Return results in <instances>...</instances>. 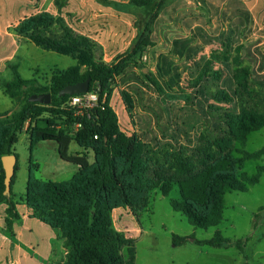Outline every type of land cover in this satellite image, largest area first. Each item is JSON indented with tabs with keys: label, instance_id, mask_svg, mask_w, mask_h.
Masks as SVG:
<instances>
[{
	"label": "trees",
	"instance_id": "16d2710c",
	"mask_svg": "<svg viewBox=\"0 0 264 264\" xmlns=\"http://www.w3.org/2000/svg\"><path fill=\"white\" fill-rule=\"evenodd\" d=\"M131 2L148 11L164 9V4L159 7L157 0ZM188 2L207 10L211 22L215 23L216 37L208 36L203 17L189 12H184L182 16L177 14L180 8L188 7ZM163 11L166 15L162 16L163 12L160 17L158 13L154 16L155 25L157 22L182 25L184 30L190 32V36L181 35L171 40L170 53L158 56L154 73L144 71V75L136 71L135 58L154 45L156 31L152 32L151 28L147 29L151 36L139 35L126 55L113 65L96 61L91 39L95 35L104 40L102 38L106 32L118 34L123 31L125 23L116 17L100 14L101 27L98 33L93 36L90 31L84 33L79 41L72 37L70 42L42 38L40 34L49 32L56 22L54 17L44 14L25 19L17 29L20 34L30 36L59 54L68 56L77 53V64L54 73L49 87L37 85L35 79H25L18 64H11L10 80L0 76V89L18 107L0 113V204L7 205L5 222L12 229L15 222L21 219L18 205H27L33 211L32 218L61 231L69 250L65 264H122L118 253L121 236L114 228L113 212L116 209H130L134 213L141 211L148 206L151 194L157 190L164 196H170L177 186L180 197L170 201L174 211L185 216L196 228H216L224 218L227 192H247L260 182L264 173V166H260L253 176L247 172L239 173L246 161L260 159L264 149L256 152L237 149L241 156H233L236 144L245 147L251 133L264 129V114L246 108L239 109L235 102L238 95L236 85L251 77V70L239 69L238 73H228L224 78L218 72L210 75L222 79L221 89L212 96L205 87L206 73L197 75L195 90L201 98L197 99V106L204 116L206 105L211 100L218 103L234 102L233 112L226 113L224 122L218 125L220 135L215 139L198 133L203 119L196 111L183 109L178 121L173 119L171 123L169 114H165L159 103L161 94L183 91L184 67L177 60L191 61L206 45L212 43L213 38L227 43L231 39L238 40L241 35H251L255 18L264 23V0H175ZM256 52L262 56L261 59L256 53H249L253 63L258 64V74L255 76L264 85V55L260 49ZM83 66L89 68L85 74L81 72ZM197 68L200 71L202 69L199 65ZM116 76L121 77L127 86L122 96L128 111H135L138 131L133 135H128L126 128H122L120 118L110 103L113 90L111 80ZM89 77V92L99 94L98 103L84 116H75L64 107L73 96L61 97L59 92ZM97 83L100 85L99 91ZM44 93L52 94L53 102L49 106L29 100L32 95ZM44 115L48 117L42 119ZM42 121L45 125L40 123ZM26 125L32 148L41 141H55L59 145L60 157L75 164L78 170L70 180L62 182L42 180L30 172L26 193L16 199L13 193L16 173L12 179L11 196L5 195L2 159L6 155H16L14 147ZM75 126L78 128L72 137L69 130ZM74 141L83 152L70 153ZM146 141L155 150L162 147L171 150L165 164L152 168L150 160L144 155ZM90 152L94 153L93 162L89 157ZM189 240L199 246L215 249L235 246L243 252L244 241L233 242L219 230L212 238L203 240L194 236H173L176 247L183 246ZM135 260L133 254L128 264H135Z\"/></svg>",
	"mask_w": 264,
	"mask_h": 264
},
{
	"label": "rangeland",
	"instance_id": "374dc122",
	"mask_svg": "<svg viewBox=\"0 0 264 264\" xmlns=\"http://www.w3.org/2000/svg\"><path fill=\"white\" fill-rule=\"evenodd\" d=\"M157 1V5L161 7L160 5L164 4L165 9L175 0ZM109 3L112 4L108 5ZM187 6L185 9L180 8L177 14L182 16L184 12H189L191 15L203 17L207 24L205 29L208 36L216 37L215 23L211 22L207 10L193 2H188ZM254 8L253 3L252 9ZM164 9L161 11L156 9L157 12L148 11L136 6L131 0H109L108 3L105 0H0V28L2 29L0 76L10 80L12 78L11 64H18L19 71L25 79H35L37 85L49 87L54 73L77 64V53L68 56L59 54L17 31L22 21L40 14L56 19L49 32L40 34L42 38L52 41L70 42V37L79 41L81 37H84V33L89 31L93 36L101 27L98 16L102 13H105L104 16H113L125 23L126 28L118 34L106 32L103 34L104 40L95 35L94 38H90L93 41L91 49L95 59L103 65L116 63L126 55L139 35L151 36L147 30L151 28L152 32L156 31L154 45L136 56L135 69L141 75H144L146 70L154 73L156 58L161 54L170 53V41L177 36H190V32L184 30L182 25H166L159 22L155 25L154 16L158 13L160 17ZM164 15H166L165 12L162 16ZM109 38L111 39L108 41ZM257 49H260L264 55V23L258 22L255 18L251 35L244 37L241 35L238 40L231 39L227 43L213 38L212 43L206 45L202 52L194 56L191 61L177 60L184 67L181 84L183 91L169 92L159 97V103L165 110V114H169V121L172 123L174 119L177 122L178 115L183 109L194 110L203 119L198 133L202 132L204 136L211 139L217 138L220 135L218 125L224 122L226 113L233 112L234 102L218 103L211 100L210 104L206 105L204 116L197 106V99H201L195 90L197 75L206 73L205 87L207 93L212 96L221 89L222 84V79L211 77L213 73L218 72L224 78L226 74L238 73L237 71L243 68L251 70L252 75L247 80L237 83L238 95L235 102L239 109L246 108L264 114V85L261 79L255 76L258 74V64L253 63L250 55V53H256V56L261 59L262 56L256 52ZM9 59H13L11 63H8L11 61ZM198 65L202 68L201 71L197 68ZM88 70L87 66L81 67L82 74ZM96 88L99 91L98 83ZM111 89L113 90L110 103L120 118L122 128H126L128 135H133L138 131L134 118L135 111L129 112L123 96L121 100L115 95V89H118L122 95V92L127 90V86L121 77L116 76L111 80ZM2 93L0 89V113L17 109L16 103ZM71 101L69 99L64 107L75 116H84L95 106L87 101L86 105L90 106L85 104L74 106ZM211 105L212 108H210ZM47 117L48 115H44L42 119ZM40 123L45 125L43 121ZM60 125L63 127V124ZM77 128L78 126L70 128L72 137ZM149 143V141L145 142L144 155L155 169L158 165L165 164L166 156L171 150L167 147L155 150ZM237 149L247 152L264 149V129L251 133L245 147L236 144L234 157L241 156ZM14 150L18 159L14 190L24 194L30 172L42 180L62 182L70 180L77 170L75 164L60 157L57 142L41 141L32 148L30 136L26 131L22 132ZM83 151L75 141L72 142L70 153ZM89 157L93 162L94 153L90 152ZM260 166H264V155L260 159L246 161L239 173L247 172L253 176ZM179 197L176 186L170 196H164L160 190L153 192L148 206L136 213L130 209L114 210L113 225L121 236L118 253L122 264H128L133 254L136 257L135 264H244L246 262L264 264V173L260 182L251 186L247 192H227L224 218L220 226L216 228H196L185 216L174 211L170 201ZM24 205L20 204L18 207ZM19 210L21 219L15 222L12 229H9L5 222L6 209L4 208L0 213V264H14V257H21L18 262L25 264L24 256L28 257V262L31 260L30 264H65L69 250L66 248L61 231L32 218L33 211L27 205ZM217 230L233 242L244 241L243 252L235 246L227 249L198 246L192 240L179 247L173 244L174 235L194 236L203 240L212 238Z\"/></svg>",
	"mask_w": 264,
	"mask_h": 264
},
{
	"label": "water",
	"instance_id": "95a60500",
	"mask_svg": "<svg viewBox=\"0 0 264 264\" xmlns=\"http://www.w3.org/2000/svg\"><path fill=\"white\" fill-rule=\"evenodd\" d=\"M90 84H91V78L89 77L86 81L82 83H79L76 85H70V86L63 88L59 92V96L64 97L66 95L76 96L80 94H86L89 92ZM29 100L31 102L40 103L42 105H47V106L51 105L53 102L51 93H44L41 95H32L29 98ZM2 161H3L4 171H5V186H6L5 195L11 196L12 179L16 173V165H17L18 159L15 154H12V155L4 156Z\"/></svg>",
	"mask_w": 264,
	"mask_h": 264
},
{
	"label": "built area",
	"instance_id": "2783aa9c",
	"mask_svg": "<svg viewBox=\"0 0 264 264\" xmlns=\"http://www.w3.org/2000/svg\"><path fill=\"white\" fill-rule=\"evenodd\" d=\"M115 95L119 96L122 100V95L118 89H115ZM98 99H99V94L97 92L93 91V92H88L82 96H73L71 98V100H72L71 104L74 106H80L83 104L86 105V101H87V102H89V104L92 103L93 105H97ZM90 105H86V106H90ZM78 126H80V125H78Z\"/></svg>",
	"mask_w": 264,
	"mask_h": 264
},
{
	"label": "crops",
	"instance_id": "0c3cea01",
	"mask_svg": "<svg viewBox=\"0 0 264 264\" xmlns=\"http://www.w3.org/2000/svg\"><path fill=\"white\" fill-rule=\"evenodd\" d=\"M1 31H2V29L0 28V34H2L1 33ZM9 60H11V59H9ZM13 60V59H12ZM12 60L11 61H9L8 63H11L12 62ZM2 94H4L5 96H7L5 93H2ZM8 97V96H7ZM11 99V98H10ZM12 100V99H11ZM8 111V110H7ZM5 112V111H4ZM1 113H3V112H1ZM27 130V125H26V128H25V130L24 131H26ZM77 170H78V167H77ZM77 170H76V172H77ZM75 172V173H76ZM30 174V173H29ZM28 178H29V175H28ZM27 182H28V179H27ZM15 184H16V181H15ZM15 184L13 185V193H14V195L16 196V199L17 198H19L20 196H22L23 194H24V192H21V191H15L14 190V187H15ZM26 188H27V183H26ZM25 192H26V190H25ZM21 207H24L25 208V205L24 206H19L18 207V210L21 208ZM4 208L6 209L7 208V205L6 204H0V213H1V211L2 210H4ZM26 210L28 211V209L26 208ZM25 210V211H26ZM20 211V210H19ZM24 211V212H25ZM26 211V212H27ZM22 216H25V215H22ZM24 218V217H23ZM30 219H32V218H30ZM33 220V219H32ZM36 220V219H35ZM190 241V240H189ZM192 242H194L193 240H192ZM195 243V242H194ZM196 244V243H195ZM185 245V244H184ZM199 246V245H198ZM176 247V246H175ZM25 250V249H24ZM27 251V250H26ZM32 253V252H31ZM24 255V254H23ZM24 258H25V264H30V261L28 262L27 260H28V257L27 256H24ZM13 259V258H12ZM18 259H21V257L20 258H16V257H14V264H20V262H18ZM23 259V258H22Z\"/></svg>",
	"mask_w": 264,
	"mask_h": 264
}]
</instances>
